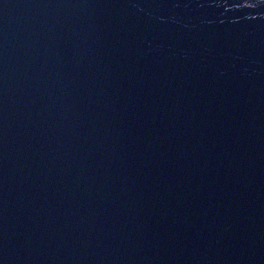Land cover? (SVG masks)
Here are the masks:
<instances>
[{"label":"water","instance_id":"95a60500","mask_svg":"<svg viewBox=\"0 0 264 264\" xmlns=\"http://www.w3.org/2000/svg\"><path fill=\"white\" fill-rule=\"evenodd\" d=\"M0 264H264V0H0Z\"/></svg>","mask_w":264,"mask_h":264}]
</instances>
